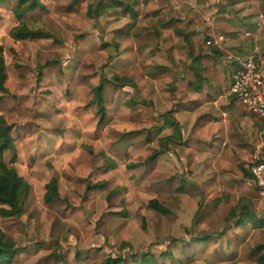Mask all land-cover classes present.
I'll use <instances>...</instances> for the list:
<instances>
[{
  "label": "rangeland",
  "instance_id": "obj_1",
  "mask_svg": "<svg viewBox=\"0 0 264 264\" xmlns=\"http://www.w3.org/2000/svg\"><path fill=\"white\" fill-rule=\"evenodd\" d=\"M171 1L40 0L43 9L22 21L52 39L18 42L9 37L18 0L0 2L8 92L0 117L15 143L11 166L30 186L19 217L0 214V230L17 249L9 264H103L108 258L119 264H257L264 255V223L226 222L242 198L264 216V194L242 174L264 152V119L236 101L227 122L220 117L217 127L201 126L206 112L223 111V105L193 109L184 100L191 90L176 86L175 42L159 24L173 19ZM102 6L110 7L92 14ZM114 77L132 79L136 90L103 83L106 118L98 125L93 89ZM211 91L201 95L220 96ZM170 111L181 124V141L165 151ZM158 151L155 161L144 163ZM136 163L144 164L127 168ZM51 179L59 198L47 205ZM98 182L102 190L86 191ZM152 200L170 214L149 209ZM213 201L211 218L195 223L198 208ZM198 235L210 239L193 242Z\"/></svg>",
  "mask_w": 264,
  "mask_h": 264
},
{
  "label": "crops",
  "instance_id": "obj_2",
  "mask_svg": "<svg viewBox=\"0 0 264 264\" xmlns=\"http://www.w3.org/2000/svg\"><path fill=\"white\" fill-rule=\"evenodd\" d=\"M170 3L173 19H164L159 24L162 32L175 42V59L179 65L176 86L191 90L184 100L193 109H202L207 103L223 105L221 114L210 109L200 120L202 127H217L220 117L228 121L231 104L236 102L229 93L232 74L251 56L264 72V0H173ZM130 27L133 29L135 25ZM152 54L158 58L156 51ZM229 76L226 86L225 79ZM215 89L219 90L217 98L201 95L208 90L212 94L211 90Z\"/></svg>",
  "mask_w": 264,
  "mask_h": 264
},
{
  "label": "trees",
  "instance_id": "obj_3",
  "mask_svg": "<svg viewBox=\"0 0 264 264\" xmlns=\"http://www.w3.org/2000/svg\"><path fill=\"white\" fill-rule=\"evenodd\" d=\"M3 0H0L2 2ZM117 7V3L114 4ZM110 6L97 7L93 11V15L100 16L103 11ZM43 9L40 0H18L16 6L13 8V16L17 20V25L12 28L9 32V37L13 41H23L27 38L32 39H52V36L43 31L35 30L30 28L27 23L23 22L25 15L32 13L36 10ZM129 8H124L127 11ZM7 76L5 72V62L3 57V50L0 47V105L2 104L5 95L8 93L5 87ZM41 80V72L38 71L37 82ZM111 83L117 88L127 86L133 91L136 90V85L134 81L127 77H114L113 81H106L101 79L99 84L93 89L92 105L96 106V116L98 118V125H102L106 118L105 113V102L103 98L104 88L103 83ZM233 101H238L236 97H232ZM171 111L167 112L164 117V125L172 130V135L163 140L164 150L169 147L175 146L181 141V130L179 124L171 116ZM11 127L6 123L3 117H0V205L3 208L0 210L1 217L3 218H15L19 217L23 210V205L28 197L30 186L21 177L17 175L14 167L11 166L15 159V143L10 135ZM166 151V150H165ZM10 154L11 162L6 163L5 155ZM161 152H154L150 157H148L144 163H149L155 161V159L160 155ZM143 163V164H144ZM140 163L127 165L128 169L134 170L141 167ZM243 177L246 179H251L247 168H242ZM105 187L103 182H98L94 184H88L86 187L87 192L102 190ZM59 198L57 182L55 179H51L49 183L45 186L44 193V203L50 205L51 203L57 201ZM218 201L207 202L204 206H200L195 214L194 221L197 224L203 223L205 220L210 219L213 213H215ZM149 209L152 211L166 216L169 215V210L160 205L157 201L152 200L148 204ZM125 217V213L119 214ZM236 221V223L248 222L252 226H260L264 223V216L258 217L255 213L253 204L250 200L242 198L236 206L231 208L226 222ZM210 239L208 235H198L193 236L192 241L198 244L207 242ZM17 254V249L15 247L14 241L6 236L0 230V264H9L12 257ZM148 254L143 253L141 256L145 258ZM120 259H106L103 264H119ZM156 264V263H154ZM257 264H264V255L260 256L257 260Z\"/></svg>",
  "mask_w": 264,
  "mask_h": 264
},
{
  "label": "built area",
  "instance_id": "obj_4",
  "mask_svg": "<svg viewBox=\"0 0 264 264\" xmlns=\"http://www.w3.org/2000/svg\"><path fill=\"white\" fill-rule=\"evenodd\" d=\"M230 95L250 114L264 119V72L254 57L244 60L230 80ZM247 170L253 185L264 194V152L263 148L248 164Z\"/></svg>",
  "mask_w": 264,
  "mask_h": 264
}]
</instances>
